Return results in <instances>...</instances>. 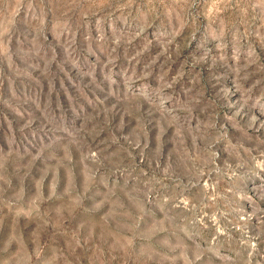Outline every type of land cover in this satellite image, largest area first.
I'll list each match as a JSON object with an SVG mask.
<instances>
[{"label":"rangeland","instance_id":"rangeland-1","mask_svg":"<svg viewBox=\"0 0 264 264\" xmlns=\"http://www.w3.org/2000/svg\"><path fill=\"white\" fill-rule=\"evenodd\" d=\"M0 264H264V0H0Z\"/></svg>","mask_w":264,"mask_h":264}]
</instances>
